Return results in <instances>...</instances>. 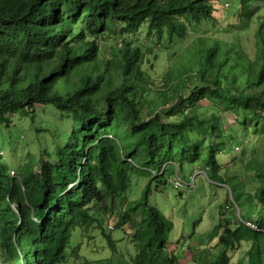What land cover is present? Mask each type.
I'll return each instance as SVG.
<instances>
[{
  "label": "trees",
  "instance_id": "obj_1",
  "mask_svg": "<svg viewBox=\"0 0 264 264\" xmlns=\"http://www.w3.org/2000/svg\"><path fill=\"white\" fill-rule=\"evenodd\" d=\"M263 5L240 0V18L250 21ZM213 13L214 0H0V123L9 126L17 113L33 115L36 104H56L73 120L55 153L31 155L15 168L0 144V264H69L79 256L69 251L74 229H102L115 198H125L133 169L153 175L156 165L161 174L164 157L178 159V168L183 162L207 165L209 179L226 183L242 210L236 225L222 219L217 226L222 246L216 264H230L229 251L244 242L263 261L264 160L248 161L259 181L254 201L246 196L243 177L232 172L233 162L225 171L218 160L219 117H198L186 108L209 99L242 113L239 121L252 122L259 134L264 19L257 20L253 53L236 35L198 36L189 52L195 66L176 80L165 78L168 90L155 84L145 66L151 46L130 36L145 28L148 35L166 33L172 40L191 23L213 21ZM150 194L151 180L120 214L121 222L138 216L132 219L134 263L177 264L168 235L174 222ZM250 218L258 229L247 223L254 224Z\"/></svg>",
  "mask_w": 264,
  "mask_h": 264
},
{
  "label": "rangeland",
  "instance_id": "obj_2",
  "mask_svg": "<svg viewBox=\"0 0 264 264\" xmlns=\"http://www.w3.org/2000/svg\"><path fill=\"white\" fill-rule=\"evenodd\" d=\"M239 3L240 0H214L213 21L200 25L191 23L181 29L179 35H175L172 40L166 33L162 38L157 33L148 35L145 28L130 34L134 39L151 46L152 52L148 55L149 62L145 66H150L155 84L168 90L162 84L165 78L170 76L176 80L184 75V69L195 66L192 59L190 62L189 52L198 36L216 33L221 37L234 39L236 35L240 44L253 53L259 25L257 20L264 19V5L249 21L240 18ZM118 33L120 34V30ZM108 42L112 46L115 37L109 38ZM159 43L164 46L158 47ZM186 109L188 113L198 117H219L221 135L218 136L217 133L214 139V142L218 141L222 145L218 160L224 170L233 162L232 172L243 177L246 196H251L256 201L255 190L259 181L255 169L247 166L252 159L264 160V126L259 123L260 132L255 134L252 122L244 126L239 121L243 118L242 113L222 110L209 99H201L199 103ZM30 111L34 114L12 115L13 122L9 126L0 123L1 150L12 168L22 164L31 155L40 158L45 155V150L55 153L68 138L73 124L72 118L61 113L56 104H36ZM163 160L161 174L156 171V165L151 166V169L156 168L151 170L153 175H141L133 169L132 183L125 198H115L112 214L104 215L102 229L93 227L88 232L82 231L80 227L74 229L69 251L77 250L79 256L70 257L69 264H135L137 245L134 242L132 219H138V216L133 214L126 222H121L120 214L126 208L127 201L141 197L150 180L151 203L174 222L168 235L170 249L174 250L177 258L183 257L185 264H216L222 246L216 236L217 226L222 219L231 226L236 225V218L242 210L232 201L231 191L226 183L209 179L207 165L200 167L197 163L183 162L182 168H178V159L164 157ZM176 178L184 182L178 188L174 185ZM250 219L254 222L252 226L258 229L256 219ZM109 224L114 228L110 229ZM104 229L113 238L115 249L104 234ZM250 249L251 243L244 242L241 249L230 250V264H264V250L263 261L260 262L257 256L249 253Z\"/></svg>",
  "mask_w": 264,
  "mask_h": 264
},
{
  "label": "built area",
  "instance_id": "obj_3",
  "mask_svg": "<svg viewBox=\"0 0 264 264\" xmlns=\"http://www.w3.org/2000/svg\"><path fill=\"white\" fill-rule=\"evenodd\" d=\"M183 184H184L183 180H180V179H177V178L174 179V185H175L176 188L182 186ZM249 224H250L251 226L254 225V224L251 223L250 221H249ZM109 227H110V228H114L113 225H109ZM253 227H254V226H253Z\"/></svg>",
  "mask_w": 264,
  "mask_h": 264
},
{
  "label": "crops",
  "instance_id": "obj_4",
  "mask_svg": "<svg viewBox=\"0 0 264 264\" xmlns=\"http://www.w3.org/2000/svg\"><path fill=\"white\" fill-rule=\"evenodd\" d=\"M172 220V219H171ZM173 221V220H172ZM170 242V240H169ZM171 243V242H170ZM178 263L179 264H185V259L183 257H181L180 259H178Z\"/></svg>",
  "mask_w": 264,
  "mask_h": 264
},
{
  "label": "clouds",
  "instance_id": "obj_5",
  "mask_svg": "<svg viewBox=\"0 0 264 264\" xmlns=\"http://www.w3.org/2000/svg\"><path fill=\"white\" fill-rule=\"evenodd\" d=\"M110 225V224H109ZM112 225V224H111ZM114 227V226H113ZM110 228V227H109ZM110 229H113V228H110Z\"/></svg>",
  "mask_w": 264,
  "mask_h": 264
},
{
  "label": "water",
  "instance_id": "obj_6",
  "mask_svg": "<svg viewBox=\"0 0 264 264\" xmlns=\"http://www.w3.org/2000/svg\"><path fill=\"white\" fill-rule=\"evenodd\" d=\"M231 193V192H230ZM232 196V195H231Z\"/></svg>",
  "mask_w": 264,
  "mask_h": 264
}]
</instances>
